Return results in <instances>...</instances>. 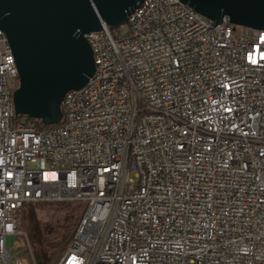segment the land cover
I'll return each instance as SVG.
<instances>
[{"label":"built area","instance_id":"obj_1","mask_svg":"<svg viewBox=\"0 0 264 264\" xmlns=\"http://www.w3.org/2000/svg\"><path fill=\"white\" fill-rule=\"evenodd\" d=\"M123 25L84 34L93 74L43 129L14 117L0 29V264H24L15 236L41 263L25 205L71 201L55 264H264V30L180 0H143Z\"/></svg>","mask_w":264,"mask_h":264},{"label":"water","instance_id":"obj_2","mask_svg":"<svg viewBox=\"0 0 264 264\" xmlns=\"http://www.w3.org/2000/svg\"><path fill=\"white\" fill-rule=\"evenodd\" d=\"M143 0H0V29L17 68L15 114L63 122L65 91L82 87L94 71L84 34L118 27ZM205 17L264 30V0H180ZM40 264H45L41 262Z\"/></svg>","mask_w":264,"mask_h":264},{"label":"trees","instance_id":"obj_3","mask_svg":"<svg viewBox=\"0 0 264 264\" xmlns=\"http://www.w3.org/2000/svg\"><path fill=\"white\" fill-rule=\"evenodd\" d=\"M18 117L25 123L33 124L38 129L53 126L44 125L41 119L29 115H19ZM30 205H33V207ZM33 208L35 209L33 210ZM37 208L45 210L46 214L39 217V213L36 211ZM83 210L84 203L78 201L30 203L23 207L21 224L28 239L37 243L38 258L47 263L56 262L55 260L69 244Z\"/></svg>","mask_w":264,"mask_h":264},{"label":"rangeland","instance_id":"obj_4","mask_svg":"<svg viewBox=\"0 0 264 264\" xmlns=\"http://www.w3.org/2000/svg\"><path fill=\"white\" fill-rule=\"evenodd\" d=\"M239 28H240V26L238 25L237 29H239ZM121 30L123 32H126L127 31V26L126 25L121 26ZM16 87H17V81H16ZM47 165H48L47 162L42 160V159H39L36 163H33V164L29 163L28 164L29 167H47ZM30 206L33 207V205H30ZM38 208L36 209V211L39 213V217L40 216H44L46 214L45 210H42V209L39 210ZM34 209L35 208H33V210ZM29 241H30V245H31V249H32L33 255L35 257L39 256V251H38V248H37L38 245H36L37 243H34L31 239H29ZM24 246H25L24 238L21 237V236H15L14 237V242L12 243V250H13V252L15 254V257H17L19 259H22L24 264H29L28 252L25 250ZM40 261L41 262H45V261H43L41 259H40ZM45 264H55V262H53V263L45 262Z\"/></svg>","mask_w":264,"mask_h":264}]
</instances>
